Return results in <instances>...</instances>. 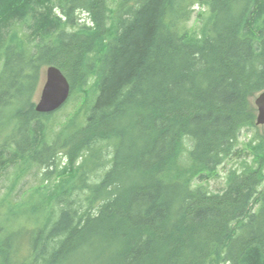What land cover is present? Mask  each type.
<instances>
[{
    "label": "trees",
    "instance_id": "trees-1",
    "mask_svg": "<svg viewBox=\"0 0 264 264\" xmlns=\"http://www.w3.org/2000/svg\"><path fill=\"white\" fill-rule=\"evenodd\" d=\"M198 1L189 30L193 0H0V165L21 160L0 264H264V0ZM51 65L71 96L40 113ZM93 72L85 119L58 123ZM252 130L254 160L209 191Z\"/></svg>",
    "mask_w": 264,
    "mask_h": 264
},
{
    "label": "rangeland",
    "instance_id": "rangeland-1",
    "mask_svg": "<svg viewBox=\"0 0 264 264\" xmlns=\"http://www.w3.org/2000/svg\"><path fill=\"white\" fill-rule=\"evenodd\" d=\"M192 3L193 4L190 7L192 9L191 18L188 20L186 27L189 30H196V29H199V27H200V24H201L200 18H202L204 15L208 14V7L206 5L201 4L198 0H193ZM201 15H203V16L201 17ZM82 16L84 17V14H82ZM21 29H22V27H20V30ZM22 31H24V30L22 29ZM47 68H48V66L43 67L41 70V73H40V84H39L38 90L34 96V101L36 104L40 99L43 86L47 80V74H46ZM94 81H95V74L93 72L89 77L86 89H83L82 91L76 92L72 101L70 103H68L65 107H63L57 113L56 120L58 123H62L68 117L74 116L78 113H80V119L81 120L85 119V113H84V110L82 109V107L85 104L84 101L85 100L90 101L94 95V92H93V87H94L93 82ZM256 97H257V95L254 96L251 100L254 104H255ZM258 126L259 127L257 128V130L259 131V133L262 136H264V125H258ZM254 130H256V129H254ZM254 130L243 131V133L241 134V137H240L239 154L237 156L232 155V157L226 159L220 166L217 167V169L214 172H212V173L208 172V176H210V177L209 178L207 177V179L201 183V184H203L204 187L208 188L209 191H214V192L219 191L220 189H222L225 186L226 181H227V177L229 175V171L231 169L236 170V171L241 170L242 169L241 163L244 159H247L248 161H251V162L254 160L252 148L249 147V143L251 142V140L253 139L252 137L255 134ZM3 133L6 136L9 132H3ZM20 161L21 160L18 159V161L16 163L11 162L10 165H6V166L0 165V176H1V178H0V199L7 197V193L9 191L10 186L14 182L16 176L18 175L17 173L19 171H21ZM79 161H80V159H79ZM65 163H66V160L61 157V159L59 161L60 166H63ZM41 171L42 170H39V172H38V168L34 167L33 169L30 170L29 173H26V175L20 177L18 179L20 182L17 186V189L20 186H25L27 188V187L37 185V184L40 185L41 179L39 177H41V175H42ZM37 173H38L39 177H37ZM15 194H16V191H15L14 195ZM14 195L12 194V196L10 195L8 198L12 201V198L14 197ZM22 216L23 215H21L18 219L14 220V221H16L14 227L21 224V221L23 220V218H21ZM10 222H12V221H10Z\"/></svg>",
    "mask_w": 264,
    "mask_h": 264
},
{
    "label": "water",
    "instance_id": "water-1",
    "mask_svg": "<svg viewBox=\"0 0 264 264\" xmlns=\"http://www.w3.org/2000/svg\"><path fill=\"white\" fill-rule=\"evenodd\" d=\"M47 80L43 86L41 96L36 104L40 113H51L60 109L71 96V84L66 74L57 66H48ZM257 125H264V90L256 99Z\"/></svg>",
    "mask_w": 264,
    "mask_h": 264
}]
</instances>
